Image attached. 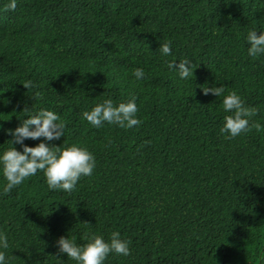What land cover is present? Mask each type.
<instances>
[{
    "label": "trees",
    "instance_id": "1",
    "mask_svg": "<svg viewBox=\"0 0 264 264\" xmlns=\"http://www.w3.org/2000/svg\"><path fill=\"white\" fill-rule=\"evenodd\" d=\"M8 2L0 0V149L25 107H46L97 160L70 193L49 190L38 172L0 196L11 264H75L56 241L84 243L86 221L105 238L119 230L131 240L130 256L105 264H264V138L252 129L226 139L218 97L199 87L237 90L264 123V57H248L246 42L248 30L264 31V0ZM162 39L171 41L166 57ZM180 58L195 68L187 81L166 67ZM136 67L146 79L133 84ZM133 94L138 127L81 118L104 98Z\"/></svg>",
    "mask_w": 264,
    "mask_h": 264
},
{
    "label": "clouds",
    "instance_id": "2",
    "mask_svg": "<svg viewBox=\"0 0 264 264\" xmlns=\"http://www.w3.org/2000/svg\"><path fill=\"white\" fill-rule=\"evenodd\" d=\"M8 9H15L16 0H9ZM247 55L252 59L264 57V31L257 34L255 28L246 33ZM158 51L162 56L172 54L171 41L162 39ZM166 67L174 72L180 81H187L194 75V67L190 59L180 58L166 61ZM191 64V66H190ZM133 84L146 79L144 68L136 67L132 70ZM27 88L31 82L23 83ZM204 85V84H203ZM199 86L205 94H213L220 101L222 110L221 134L226 139L237 137L252 129L264 138V123L253 120L260 109L255 105L246 103L242 95L235 89H226L223 83L219 86ZM35 100L42 96L40 91L33 94ZM26 115L17 116L20 120L14 129H5L10 133L8 140L10 146L0 149V196L10 193L20 186L29 177L42 172L49 190H60L65 193L72 192L83 177H91L97 165L95 153L83 142H70L66 136L67 126L65 119L54 109L39 107H25ZM140 109L137 96L114 103L111 97L94 103L89 109L82 111L81 118L93 128H101L105 123L116 125L122 129H131L142 124L138 116ZM66 136L62 145L49 143L60 140ZM43 137V139H39ZM26 139L38 140L39 143L30 146ZM19 144L20 149L15 147ZM86 221L79 243L75 235L60 236L56 241L57 252L67 255L75 264H105L110 254L128 257L131 255V240L123 237L119 230H113L105 238L103 234L91 231ZM11 247L9 236L0 231V264H11L12 257L8 255ZM58 258V256H56Z\"/></svg>",
    "mask_w": 264,
    "mask_h": 264
}]
</instances>
